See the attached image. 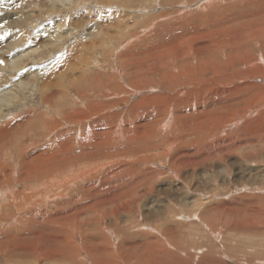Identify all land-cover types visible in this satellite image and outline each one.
Masks as SVG:
<instances>
[{"label": "rangeland", "instance_id": "374dc122", "mask_svg": "<svg viewBox=\"0 0 264 264\" xmlns=\"http://www.w3.org/2000/svg\"><path fill=\"white\" fill-rule=\"evenodd\" d=\"M211 1L0 0V72L28 53L0 92L25 98L11 107L0 99V126L10 124L0 143V264H57L47 258L80 237L101 248L125 241L122 252L132 241L184 245L194 258L185 264H260L264 247L246 245L264 244V79L211 77L264 71L258 43L247 60L241 52L264 29V0ZM177 57L192 63L185 79L173 75ZM24 73L33 76L19 84ZM30 110L40 119H27ZM63 175L64 188L44 186ZM148 248L135 254L151 263ZM74 262L93 264L84 253Z\"/></svg>", "mask_w": 264, "mask_h": 264}, {"label": "bare ground", "instance_id": "6f19581e", "mask_svg": "<svg viewBox=\"0 0 264 264\" xmlns=\"http://www.w3.org/2000/svg\"><path fill=\"white\" fill-rule=\"evenodd\" d=\"M214 1H217V0H214ZM219 2V1H218ZM212 4L213 3V1H211V0H208V3H207V6H209L210 4ZM206 5V4H205ZM203 6V5H202ZM131 10H133V9H131ZM256 32V34H254L253 36H251L250 37V42L247 44L248 45V47H249V49H244L243 48V51H241V52H246V60H247V58H249V57H251L252 56V54L253 53H248L249 51H251L250 50V44H253V43H258L259 44V47H260V49H261V55L263 56L262 58V63H263V65H264V35H263V32H264V29H262V30H260V29H257V31H255ZM60 37V36H59ZM257 38V39H256ZM14 45H16V44H14ZM46 47H47V45H45ZM23 47V46H22ZM49 47H52V46H49ZM54 47V46H53ZM60 47V46H59ZM215 48V50L217 51V52H219L220 53V51L221 50H219L218 48H216V47H214V46H211V45H208V48ZM242 47V46H241ZM30 48V47H29ZM44 49V48H43ZM25 50V49H24ZM46 50H48V49H46ZM197 51V52H199L200 54L201 53H203V46H200V47H197V48H193V53H195V51ZM228 50V49H227ZM6 51H9V50H6ZM22 51H23V49H22ZM229 51V50H228ZM231 51L233 52V46H232V49H231ZM248 51V52H247ZM1 52V51H0ZM252 52V51H251ZM27 53V52H26ZM25 53V54H26ZM47 53V52H46ZM228 53V52H227ZM0 54H2V53H0ZM7 54V53H6ZM10 54V53H9ZM25 54H23L22 55V57H16L15 58V60H14V62H12V64H13V67H15V68H13L12 67V69H10V72L12 71V73H9L8 71L6 72V70H3V71H1L0 72V92H2V91H5V90H7V89H9V88H4V89H1L3 86H7L8 84H10L11 82H14V80L12 81L11 80V78H13V77H15V72L17 71V72H19V68L22 66L23 67V65L24 64H26L27 62H28V59H24V57L26 56ZM28 54V53H27ZM51 54V53H50ZM199 54V55H200ZM230 54V53H229ZM18 55V54H17ZM42 55V54H41ZM202 55V54H201ZM220 55V54H219ZM13 56V55H12ZM11 56V57H12ZM239 57L241 56V59H242V54H240V55H238ZM201 57V56H200ZM221 57V56H220ZM4 58V57H3ZM8 58H10L9 57V55H8ZM13 58V57H12ZM21 58H22V64L20 63V65H19V61L21 60ZM42 58V57H41ZM49 58V57H48ZM231 58V57H230ZM30 59V58H29ZM10 60V59H9ZM175 60V65H176V73L175 74H173L174 76H183L184 74L186 75V67H188L189 68V65H190V63H187L186 61L187 60H181L180 59V57H177V58H175L174 59ZM179 60H181V61H179ZM13 61V60H12ZM33 61V60H32ZM11 62V61H10ZM235 63V62H234ZM10 64V63H9ZM192 64V63H191ZM198 64H200V63H198ZM27 66V65H26ZM205 66V65H204ZM207 66V65H206ZM215 66V64L213 65V67ZM230 67H231V65H230ZM193 68V67H192ZM215 68V67H214ZM194 69H196L195 67H194ZM261 68L260 67H257V66H255V67H252V68H246V69H244V71H241V70H235V71H233V72H231V73H228L226 70L225 71H220V72H215V70H213V76L211 77L212 79H213V81L214 82H220V81H223V80H228V79H234V78H238V79H243V80H246L247 78H255L256 79V76H260V77H262L263 79H264V71L263 70H260ZM209 71V70H208ZM27 72V71H26ZM209 72H211V71H209ZM254 73V74H253ZM18 74V73H17ZM22 75V74H21ZM32 74L31 73H29V74H26V73H24V75H22V76H20V77H18V79H16V80H19V84H24L25 85V83L23 82V80L25 79V80H27V79H31V78H29L30 76H31ZM33 76V75H32ZM186 76H188V75H186ZM185 77V76H184ZM184 77H182L183 79H185ZM195 78H198V76L197 77H195ZM206 78V77H205ZM50 79V78H49ZM203 79V78H202ZM11 80V81H10ZM179 80V79H178ZM190 80V79H189ZM175 81V80H174ZM188 81V80H187ZM193 81H195V80H193ZM199 81V80H198ZM176 82V81H175ZM178 82V81H177ZM43 83V82H42ZM180 83V82H179ZM186 83V82H185ZM245 83V82H244ZM14 86V85H13ZM35 86V85H34ZM46 86V85H45ZM61 86V85H60ZM8 87V86H7ZM38 87V86H37ZM42 87V86H41ZM182 87V86H181ZM250 87V86H249ZM248 87V88H249ZM43 88V87H42ZM63 88V87H62ZM179 88V87H178ZM227 88V87H226ZM26 89V88H25ZM224 89V88H223ZM228 89V88H227ZM51 90V89H50ZM213 90V89H212ZM249 90V89H248ZM10 91V90H9ZM19 91H21L20 89H19ZM34 91V90H33ZM49 91V90H48ZM16 91H14V93L13 94H5V93H3L2 94V96H0V99L2 98V100H3V102L4 103H6V104H8L7 106H13V105H15L18 101H20V99H22L21 97H23L24 95H19V93L17 94V93H15ZM30 92H32V91H30ZM43 92V91H42ZM45 92V91H44ZM50 92V91H49ZM52 92V91H51ZM57 91H55V93H56ZM205 92V91H204ZM39 93V92H38ZM53 93V92H52ZM51 93V94H52ZM59 93V92H58ZM57 93V94H58ZM226 93V92H225ZM232 93V92H231ZM231 93H228V94H231ZM23 94V93H22ZM44 94V93H43ZM256 94V93H255ZM255 94H253V95H251L249 98H247L246 97V100H247V105H249V101H252V99H253V97L255 96ZM48 94H44V96H46V97H43L42 95L40 96V100L43 102V103H45L49 108H51V110H52V105H53V103H52V105H51V96H47ZM59 95V94H58ZM243 96V95H242ZM246 96V95H245ZM53 97H54V95H53ZM24 98V97H23ZM25 99V98H24ZM59 99V98H58ZM23 100V99H22ZM240 101V100H239ZM238 101V102H239ZM239 104V103H238ZM236 107H237V105H236ZM7 109H9V107L7 108ZM62 111V110H61ZM64 111V110H63ZM64 113V112H63ZM2 114H3V111L2 112H0V118H2L1 116H2ZM67 114V113H66ZM10 115V117H11V114H9ZM5 116V115H4ZM41 116V115H40ZM59 116H60V122L58 123V126L59 127H63L64 126V124H65V122H67V117L65 116V114L64 115H62L61 113L59 114ZM26 117H27V119H38L37 117H38V115H37V113H35L34 111H32V110H30L27 114H26ZM8 118V117H7ZM13 118H15V117H13ZM47 118H50V117H47ZM10 119H12V118H10ZM40 119V118H39ZM38 119V120H39ZM1 120V119H0ZM13 120V119H12ZM15 121V120H14ZM8 126H0V143L1 142H4L5 140V136H7L8 134L7 133H9L8 131H9V128H10V124H7ZM50 125H51V122L50 121H48V120H45V121H41V128H42V130H45V134H44V136H46L48 133H49V131H47L46 132V130L47 129H49L50 128ZM13 128H15V127H13ZM31 129H32V127H30ZM14 130V129H13ZM16 130H18V129H16ZM13 131H11V133H12ZM15 132H17V131H15L14 130V133ZM10 133V134H11ZM26 133V132H25ZM20 134V133H19ZM18 136V135H17ZM16 136V137H17ZM9 137H12V136H9ZM21 139V138H20ZM8 140V139H7ZM10 140V139H9ZM12 140H13V138H12ZM27 141V140H26ZM7 142V141H6ZM24 145V144H23ZM59 145V144H58ZM8 145H6V147H7ZM18 148V147H17ZM8 149H11V148H8ZM2 151V150H1ZM63 151V150H62ZM168 153H169V151H168ZM59 155H64L63 153L62 154H59ZM3 158V157H2ZM5 158V157H4ZM7 158V157H6ZM59 159V158H58ZM0 161H2L1 159H0ZM46 161V160H45ZM53 164H60V160H55L54 162H53ZM20 166L22 165V164H19ZM29 166V165H28ZM43 166V165H42ZM9 167H11V166H8V168ZM15 167V166H14ZM4 168H6V170H8L7 169V167H5V165L3 166L2 165V163H0V178H1V175L3 174V171H4ZM27 168V167H26ZM26 168H24V169H26ZM23 169V168H22ZM21 169V170H22ZM29 169H30V167H29ZM44 169V168H43ZM98 169H101V167L100 166H97L96 168H94L93 170H95V171H98ZM11 170V169H10ZM28 170V169H27ZM33 170V169H32ZM15 171V170H14ZM24 170H22V172H23ZM21 172V173H22ZM27 172V171H26ZM7 173H8V171H7ZM15 174H17V173H15ZM30 174H31V172H30ZM47 174H49L48 172H47ZM8 175V174H7ZM11 175H12V173H11ZM2 176H4V175H2ZM19 176V175H18ZM26 176H29V175H26ZM25 176V177H26ZM34 176V175H33ZM37 176V175H36ZM58 176V175H57ZM59 176H60V174H59ZM9 177H12V176H9ZM15 177V176H14ZM14 177H12V178H14ZM24 177V178H25ZM31 177V176H30ZM29 177V178H30ZM35 177V176H34ZM11 178V179H12ZM15 178H17V177H15ZM22 178V177H21ZM32 178V177H31ZM53 178V177H52ZM9 179V178H8ZM10 179V180H11ZM25 180H27V179H25ZM31 180V179H30ZM30 180H27V181H30ZM19 181V180H18ZM26 181V182H27ZM46 181L48 182V184H46V185H44L45 187L47 186V185H53L54 186V189H55V192H57V190H59L60 188H64V187H62L64 184H69L70 182H68V181H66L65 180V175H63V176H61V177H59V179H54V181L51 179V178H48V179H46ZM4 183V182H3ZM8 183V182H7ZM6 183V184H7ZM12 183V182H11ZM20 183V182H19ZM9 184H10V182H9ZM17 185V184H16ZM19 185V184H18ZM30 185V184H29ZM4 186V185H3ZM2 186V187H3ZM31 188H33V187H31ZM51 188V187H50ZM58 188V189H57ZM41 189V188H40ZM34 190V189H33ZM38 190V189H37ZM42 190L43 191H46L47 189L46 188H44V187H42ZM53 190V189H52ZM15 195V194H14ZM10 200V199H9ZM11 200H12V206L13 205H15V201H16V197H12L11 198ZM5 201V200H4ZM24 203V202H23ZM18 204V203H17ZM18 207H20V205H16L15 206V209L16 210H18ZM3 209L4 208H6V206H3L2 207ZM1 209V208H0ZM1 211V210H0ZM256 212H258V211H256ZM260 214V213H259ZM110 215V214H109ZM263 215V214H262ZM105 216H106V214H105ZM257 216H258V214H257ZM14 217V216H13ZM16 217V216H15ZM110 217V216H109ZM260 217V216H259ZM9 219V218H8ZM115 220H117V219H115ZM260 220V219H259ZM10 222H12V221H10ZM116 221H114V223H115ZM88 225H91V226H93L95 229L96 228H98V227H95V223H92V221L91 220H88ZM242 225V226H241ZM241 225H239V226H241V228H240V230H246L247 229V227L244 225V224H241ZM263 225V224H262ZM109 226V225H108ZM111 226H112V224H111ZM110 226V227H111ZM102 227V226H101ZM100 228V227H99ZM125 228V227H124ZM132 228V227H131ZM251 228H252V226H251ZM110 229V228H109ZM117 229H118V226H117ZM121 229V228H120ZM256 229V228H255ZM258 229H260V228H258ZM121 231H123V230H121ZM254 231V230H253ZM93 232L95 233V236L93 237L94 239H96L97 241H98V244H104L105 245V243H106V241L103 239V234H102V232L101 231H96V230H94V229H92L91 231H90V237L92 238V234H93ZM124 232V231H123ZM256 233H261V232H257V230L255 231ZM121 233V232H120ZM108 234V233H107ZM122 234V233H121ZM256 235H260L261 236V234H256ZM119 237V236H118ZM123 237H124V235H123ZM81 238V242L79 243V244H77V245H75V242L74 243H71V244H65V246H64V255H59V254H53V255H51L50 257H48L47 259L48 260H53V261H55V263H60V264H71V259H72V262H73V264H78V263H75L74 261H75V258H76V256L78 255V254H81V253H84V254H86V255H88V257L90 258V259H92V261H93V264H96L98 261L99 262H103L102 264H116V261L118 260V261H120V259L121 260H123L124 261V263L125 264H131L130 263V260H132V259H134L135 260V263L136 264H185V263H189L188 261L190 260V261H192L194 258H192V256H193V253L192 254H190L189 253V249L187 248V247H184V245L183 246H173L172 244H170V246H169V244L166 246V247H164V246H160V245H155V246H152V247H149V244H145V246H144V248H139V247H131L132 245H134V246H136L135 244H138V243H136V241H132V245L131 244H129V246H128V250L127 251H125V252H122L120 249L122 248V246H123V244H125V241H118V244H116V245H112V243H110V244H107L106 246H104V247H98L97 245H89V237H80ZM82 238H84V240L82 239ZM120 238V237H119ZM125 238V237H124ZM262 240V239H261ZM152 241H154V240H152ZM252 242H248L247 243V245H246V248L248 249V250H252V249H254L255 251H256V247H264V244L263 243H254L253 242V240H251ZM263 242V241H262ZM77 243V242H76ZM142 243H144V242H142ZM50 244L52 245V247H53V249L55 250V251H58V249L60 248L61 249V244H60V242L59 241H50ZM149 247V248H148ZM131 248H133V249H131ZM146 248H148V250L147 251H149V253L152 255V262L151 263H148V262H146V260L142 257V256H140V255H136L135 254V251L136 250H145ZM92 249H94L95 251H97V255L99 256H101V258L100 257H98L97 255H93L94 257H92V253H93V251H92ZM197 250H199V249H197ZM146 251V250H145ZM171 252H175V259H170V258H165V256H172L173 255V253H171ZM180 252H182L183 253V257H182V259L179 257V253ZM244 252V251H243ZM252 252V251H251ZM156 253L157 254H161L160 255V260H158L156 257H155V255H156ZM245 253V252H244ZM257 253V252H256ZM260 253V252H259ZM199 254V253H198ZM203 254H201V256H202ZM205 255V254H204ZM7 256V255H6ZM96 256V257H95ZM254 256V255H253ZM262 256H263V258H261V259H258V263H260V264H264V253L262 254ZM87 257V256H86ZM204 257V256H203ZM84 258V257H83ZM100 258V259H99ZM184 258V259H183ZM202 258V257H201ZM256 258V257H255ZM40 259V258H39ZM198 261V260H197ZM250 261H254V260H252V259H250ZM121 262V261H120ZM162 262H164V263H162ZM240 262V261H239ZM247 262V261H246ZM99 264V263H98ZM202 264H207V263H202ZM243 264V263H242ZM247 264H252L251 262H249L248 261V263Z\"/></svg>", "mask_w": 264, "mask_h": 264}]
</instances>
